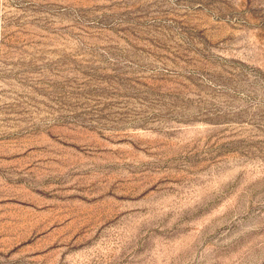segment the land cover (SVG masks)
Segmentation results:
<instances>
[{
	"label": "rangeland",
	"instance_id": "1",
	"mask_svg": "<svg viewBox=\"0 0 264 264\" xmlns=\"http://www.w3.org/2000/svg\"><path fill=\"white\" fill-rule=\"evenodd\" d=\"M0 264H264V0H0Z\"/></svg>",
	"mask_w": 264,
	"mask_h": 264
}]
</instances>
